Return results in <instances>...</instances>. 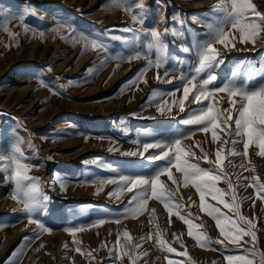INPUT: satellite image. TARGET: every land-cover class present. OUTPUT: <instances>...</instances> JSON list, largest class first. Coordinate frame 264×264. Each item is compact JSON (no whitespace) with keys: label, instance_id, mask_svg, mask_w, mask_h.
Wrapping results in <instances>:
<instances>
[{"label":"rangeland","instance_id":"1","mask_svg":"<svg viewBox=\"0 0 264 264\" xmlns=\"http://www.w3.org/2000/svg\"><path fill=\"white\" fill-rule=\"evenodd\" d=\"M252 3L264 11V0ZM230 11V0H0V153L6 161L13 154L22 155L31 165L28 175L39 178L42 194L39 203L31 205L33 211H26L25 199L13 198L16 185L12 168L0 162V198L10 196L20 206L6 200L0 203V264H133V259L135 264H168L169 259L183 264H228L227 255L241 256L245 250L254 264H260L264 254V200L257 198L256 188L244 180L259 177L264 183V156L257 154L255 146L249 147L247 157H229L230 145H224L223 153L227 157L224 171L235 187L240 214L254 225L255 246L248 236L243 237L242 247L227 241L214 243L224 239L215 219L201 207L196 189L185 187L182 181L173 184L167 176H161L178 209L173 208L170 216L158 200L164 215L158 211L156 218L150 219L154 228L143 223V216L155 198H149L145 210L133 217L127 210L134 206L129 202L135 190L109 195L116 192L117 185L101 184L165 165V161L124 155L142 151L134 141L171 139L182 129L187 132L198 127L179 124L190 110L201 106L193 102V93L185 101L183 113L172 101L183 97L180 78L198 66L197 46L211 39L216 28L231 32L236 37L235 46L215 44L224 63L201 73L197 83L211 71L217 76L214 83L222 86L233 79L239 67L237 85L245 81L249 88L264 84V32L254 43H240L239 33L222 23ZM93 43L99 47H93ZM25 74L36 90L17 93L13 89L28 81L13 78ZM141 74L142 79L137 81ZM172 92L174 97L169 95ZM214 99L221 110L231 107L225 93H217ZM161 104L172 105L171 112L162 115L158 111ZM219 134L222 140L232 139ZM181 143L195 154L189 157L192 162L203 168L216 167L207 163L201 152L202 147L213 154L210 159H215L221 145L211 142V132L195 131ZM17 148L19 153L14 152ZM235 150L242 153L243 145ZM173 174L180 179L174 168ZM217 187L224 190L223 201L231 204L228 183L221 179ZM43 196L48 199L43 200ZM204 204L219 207L225 216L238 219L220 199L206 194ZM177 210L191 221L194 234L203 233L201 239L207 237L213 243L204 247L198 244L189 235L188 224L175 214ZM30 217L53 231L43 233L29 222ZM100 219L105 223L93 227ZM177 220L183 228L169 227ZM71 227L84 230L73 237L65 231ZM158 229L160 238L176 252L160 250L156 244ZM125 231L131 243L123 237ZM74 239L80 241L85 253H92V258L75 251ZM137 243L140 248L134 247ZM121 245H127L124 251L128 255L122 254ZM181 252L187 255H178ZM118 254L120 259L116 258Z\"/></svg>","mask_w":264,"mask_h":264},{"label":"snow or ice","instance_id":"2","mask_svg":"<svg viewBox=\"0 0 264 264\" xmlns=\"http://www.w3.org/2000/svg\"><path fill=\"white\" fill-rule=\"evenodd\" d=\"M230 4L231 11L227 14L222 23L230 24L231 28L239 33L240 43H246L248 41L254 43L259 34L264 32V11L258 10L256 5L252 3V0H230ZM133 19L136 20L137 17L134 15ZM41 35L43 34L41 33ZM153 35L155 36L156 34L153 33ZM235 42L236 37L233 36L231 32H226L224 27L216 28L213 31L211 39L197 46L199 56L198 66L194 68L191 74L180 78V87L183 89V97L178 101L173 99L172 105L178 107L181 113L185 112V101L188 99L189 94L193 93V102L201 106L198 109L190 110L187 118L181 119L179 124L198 127L195 129L190 128L187 132H184L182 129L181 132L176 133L175 137L171 139L143 143H141L140 140L134 141L139 148H142V151L137 150L124 153L126 156H140L149 161H165V165L157 167L154 171L146 174L120 175L118 180L101 181V184L112 183L117 185L116 192L110 193L109 195H118L120 191L125 189L128 192H133V190H135L129 202L130 205L134 206L127 210V214L133 217L141 214L145 210L149 198H155L163 202L170 216L173 214V208L178 209V205L171 202V189L167 184L161 181V176H167L168 180L172 181L173 184H180L182 181L185 187L191 185L200 195L201 207L209 216L215 219L220 234L224 237L223 240H216L214 243L224 244L225 241H227L237 247H242L241 241L244 236L250 237L251 243L255 246L256 234L253 230L254 225L252 222L240 214V201L236 198L235 187L229 179L228 174L224 171V163L227 158L223 154L225 151L224 145H230L227 152L229 157H247L250 146H255V148L259 150L257 154L264 156V84L249 88L247 87L248 81H245L243 84L237 85L235 77L240 71L239 67L233 72V79L223 83L222 86L214 83L217 81V76L213 75L211 71H208L206 79H202L197 83V79L201 73H204L206 70H211L214 65L219 66L224 63V57L221 56V53L214 45L219 43L227 47L231 43L232 46H235ZM92 46L99 47V45L95 43H93ZM159 47L161 55H163L164 47L163 45ZM185 51H188V49H185ZM134 58L135 57H129V59ZM162 63V60L158 61L155 66L159 68ZM165 75H167V73ZM157 78L159 79V75ZM136 79L137 81L141 80L142 74ZM168 82L170 83L171 81ZM209 85L212 86L211 89H209ZM217 93L226 94L227 102L231 105L230 108L221 110L217 106L219 102L214 99ZM169 95L174 97L175 92L169 93ZM172 105L165 107L164 104H161L158 106V111H160L162 115L166 112L170 113ZM233 112H235V119L233 118ZM218 130L219 133H223L226 137H231L232 139L222 140ZM195 131H200L205 134L211 132V142L213 144L220 143L221 146L218 147L214 153V160L210 159L213 154L201 147L203 159L207 163L214 164L216 167L203 168L199 163H194L189 159L190 156H194L195 154L190 147L182 145L181 141L186 136L194 135ZM236 137L240 139H236ZM239 144L243 145L242 153L235 150L236 146ZM197 146H199V142H197ZM150 149L156 151L149 153ZM14 152L19 153V149H15ZM145 153L149 154L145 156ZM0 162H7L8 166L12 168V178L15 180L16 185L13 198L17 200L25 199L26 211L31 213L33 211L31 205L39 203V197L42 195L38 187L39 178L30 177L28 175L31 165L23 160L22 155L18 156L13 154L8 157L6 161L5 155L0 153ZM228 163L231 164L232 161L229 159ZM173 168L176 172L181 174L180 179H177L173 174ZM240 168L244 169V164H241ZM221 179L228 183V190L232 193L231 204L223 201L224 190L217 187V182ZM244 180L248 181L250 186L256 188V197L264 200V183L260 182L259 177H253L251 180L245 177ZM238 183L243 184L244 181H238ZM206 194L224 202L225 206L229 207L230 211L235 212L238 219L233 220L232 217L225 216L219 207L205 206L204 200ZM47 199V196H43V200L46 201ZM248 199H251V197H248ZM254 203L255 201L253 200V204ZM175 214L188 224L189 235L193 236L198 244L204 247L213 243L207 237L201 239L203 233L194 234L192 232L193 225L191 221L185 219L178 210ZM222 220L224 223H222ZM29 222L36 224L43 233H51L53 231L52 228L45 226V224L38 219L30 217ZM117 222H119V220H117ZM104 223L105 220L100 219L92 226L95 227L103 225ZM83 230V227L65 229V231L73 237H75L76 233ZM160 236L161 234L158 229L156 244L160 250L168 253L176 252V249L169 246L167 241L160 238ZM123 237L128 243H131V237L127 231L123 233ZM35 238L38 239L39 236ZM148 239H152V236L149 235ZM73 243L77 245L75 251L92 258L91 252L85 253L79 246V240L74 239ZM116 243L118 245L120 244L119 234ZM244 243H248V241H244ZM126 247L127 245H121V252L123 255H128L127 251H124ZM134 247L140 248L141 245L137 243ZM145 255H147V253H145ZM178 255L186 256L187 253L181 252L178 253ZM251 255L254 258L256 253L253 251ZM116 258L120 259V254H118ZM130 259L132 258L130 257ZM136 259H138V257ZM226 260L228 264H254V260L249 258L247 250H245V254L241 256L229 254L226 256ZM133 264H135V259H133ZM168 264H183V262L169 259ZM260 264H264V254H261Z\"/></svg>","mask_w":264,"mask_h":264},{"label":"bare ground","instance_id":"3","mask_svg":"<svg viewBox=\"0 0 264 264\" xmlns=\"http://www.w3.org/2000/svg\"><path fill=\"white\" fill-rule=\"evenodd\" d=\"M30 78V76L27 74H25L24 76H21V77H19V76H16L15 78H13V79H15V80H27V79H29ZM28 82H23V83H21V84H19L18 86H16L13 90L14 91H16L17 93L18 92H24V93H30L31 91L33 92V91H35L36 90V88H35V86L33 85V82L32 81H30V80H27ZM6 90V89H5ZM13 90H12V92H13ZM8 91V90H7ZM9 93H10V91H9ZM14 93V92H13ZM23 93V94H24ZM18 95V94H17ZM20 95V94H19ZM40 97V96H39ZM34 98V97H33ZM41 104V103H40ZM64 125V124H63ZM67 125V124H66ZM7 201L9 204H11L12 205V202H15L13 199H11V197L10 196H6V197H4V198H0V203L2 202V201ZM4 204V203H3ZM2 205V204H1ZM15 205H18V208L20 207L19 206V204L18 203H16L15 202ZM6 207V206H5ZM10 207V206H9ZM4 208V207H3ZM154 210V211H153ZM160 212L159 214H161L162 216L164 215V213H163V206L161 205V203L158 201V200H155V199H153L152 201H151V203H150V206H149V209H148V211H147V213L143 216V223L145 224L146 222L148 223V225L149 226H153V228H154V224L153 223H151L150 221L151 220H154L155 218H156V216H155V213L156 212ZM21 217V216H20ZM163 218V217H162ZM151 219V220H150ZM178 221V220H177ZM175 222V224H169V227H172V228H177V227H181V228H183L184 227V224L183 223H181V221L179 222ZM128 222H130V221H128ZM172 230V229H171ZM154 231V230H153ZM155 233V232H154ZM63 234V233H62ZM57 235V234H56ZM59 235V234H58ZM60 236V235H59ZM67 236V235H66ZM65 237V236H64ZM67 238V237H66ZM65 238V239H66ZM52 239V238H51ZM62 240V239H61ZM53 241V240H52ZM49 244H50V242H49ZM150 246H151V244H150ZM262 254V253H261ZM42 255L44 256V251H43V253H42ZM79 256V255H78ZM80 257H79V261H80ZM193 260V259H192ZM191 260V261H192Z\"/></svg>","mask_w":264,"mask_h":264}]
</instances>
